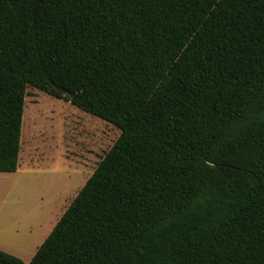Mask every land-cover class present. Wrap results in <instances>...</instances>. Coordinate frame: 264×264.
I'll return each instance as SVG.
<instances>
[{
	"label": "trees",
	"instance_id": "16d2710c",
	"mask_svg": "<svg viewBox=\"0 0 264 264\" xmlns=\"http://www.w3.org/2000/svg\"><path fill=\"white\" fill-rule=\"evenodd\" d=\"M29 86L120 135L0 264H264V0H0V172Z\"/></svg>",
	"mask_w": 264,
	"mask_h": 264
},
{
	"label": "rangeland",
	"instance_id": "374dc122",
	"mask_svg": "<svg viewBox=\"0 0 264 264\" xmlns=\"http://www.w3.org/2000/svg\"><path fill=\"white\" fill-rule=\"evenodd\" d=\"M14 172H0V249L29 262L120 135L114 124L33 86Z\"/></svg>",
	"mask_w": 264,
	"mask_h": 264
},
{
	"label": "water",
	"instance_id": "95a60500",
	"mask_svg": "<svg viewBox=\"0 0 264 264\" xmlns=\"http://www.w3.org/2000/svg\"><path fill=\"white\" fill-rule=\"evenodd\" d=\"M68 94H70L72 96L73 93H68Z\"/></svg>",
	"mask_w": 264,
	"mask_h": 264
},
{
	"label": "crops",
	"instance_id": "0c3cea01",
	"mask_svg": "<svg viewBox=\"0 0 264 264\" xmlns=\"http://www.w3.org/2000/svg\"><path fill=\"white\" fill-rule=\"evenodd\" d=\"M8 252V251H7Z\"/></svg>",
	"mask_w": 264,
	"mask_h": 264
}]
</instances>
